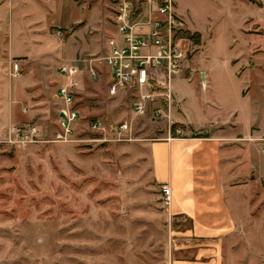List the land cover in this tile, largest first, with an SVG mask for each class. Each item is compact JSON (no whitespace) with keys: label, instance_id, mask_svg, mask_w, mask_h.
<instances>
[{"label":"rangeland","instance_id":"374dc122","mask_svg":"<svg viewBox=\"0 0 264 264\" xmlns=\"http://www.w3.org/2000/svg\"><path fill=\"white\" fill-rule=\"evenodd\" d=\"M174 3L190 54L172 88L199 128L173 117L175 100L169 121L136 116L129 92L108 93L112 0H0V264H174L197 245L218 264L215 240H185L191 225L162 214L149 146L172 125L177 137H243L230 142L239 183L226 188L242 222L216 244L219 264H264V0ZM64 64L77 72L79 115L65 142L56 138ZM14 127H34L36 141L16 140Z\"/></svg>","mask_w":264,"mask_h":264},{"label":"built area","instance_id":"2783aa9c","mask_svg":"<svg viewBox=\"0 0 264 264\" xmlns=\"http://www.w3.org/2000/svg\"><path fill=\"white\" fill-rule=\"evenodd\" d=\"M112 1L114 34L108 39V51L102 58L108 72V93L129 92L136 116L170 121L174 107L172 81L183 73L190 54L181 35L183 23L176 13L174 0ZM59 72L66 77V83L57 89L56 96L65 107L58 113L56 138L65 142L72 136L79 119L73 106L76 85L73 76L77 72L68 65H62ZM13 75H19L17 63L13 64ZM98 124L93 121L91 127L97 128ZM115 127L125 130L128 125L120 122ZM10 133L19 141H36L34 127L24 130L14 127ZM161 193L167 206L170 189L166 184H162Z\"/></svg>","mask_w":264,"mask_h":264},{"label":"crops","instance_id":"0c3cea01","mask_svg":"<svg viewBox=\"0 0 264 264\" xmlns=\"http://www.w3.org/2000/svg\"><path fill=\"white\" fill-rule=\"evenodd\" d=\"M61 76L63 85L66 77ZM202 80L205 84L203 72ZM173 94L176 106L181 111L173 113V117L185 125L197 127L191 115L181 110L177 94ZM252 137L257 138L251 134L247 138ZM239 139L243 137L233 136L223 129L206 137L171 135L150 142L149 146L152 178L156 184H166L170 189L169 204L162 213L163 217L181 219L191 225V228L187 227L188 233L181 234L185 240H215L211 250L217 255L218 264L222 258V249L216 244L235 235L242 222L241 215L230 206L226 194L227 187H236L239 183L231 175L234 168L233 147L230 143ZM247 179L249 181V177ZM248 181H244V184H249ZM197 246L185 249L196 251L191 259L177 260L174 264H209L204 261L207 256L206 250L202 248L204 246Z\"/></svg>","mask_w":264,"mask_h":264},{"label":"trees","instance_id":"16d2710c","mask_svg":"<svg viewBox=\"0 0 264 264\" xmlns=\"http://www.w3.org/2000/svg\"><path fill=\"white\" fill-rule=\"evenodd\" d=\"M170 133H171L172 137H176V135H175V125H172L170 127ZM191 135H192V137H206L207 136V134H204V132H202V133H200V132H198V133L192 132Z\"/></svg>","mask_w":264,"mask_h":264},{"label":"water","instance_id":"95a60500","mask_svg":"<svg viewBox=\"0 0 264 264\" xmlns=\"http://www.w3.org/2000/svg\"><path fill=\"white\" fill-rule=\"evenodd\" d=\"M63 114L62 113H60V116H62Z\"/></svg>","mask_w":264,"mask_h":264}]
</instances>
